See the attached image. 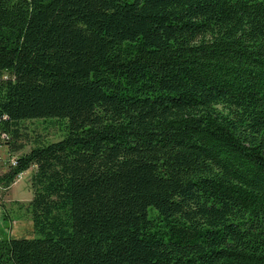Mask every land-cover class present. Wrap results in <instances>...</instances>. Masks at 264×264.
I'll return each instance as SVG.
<instances>
[{"label": "trees", "instance_id": "1", "mask_svg": "<svg viewBox=\"0 0 264 264\" xmlns=\"http://www.w3.org/2000/svg\"><path fill=\"white\" fill-rule=\"evenodd\" d=\"M2 134L0 264H264V0H0Z\"/></svg>", "mask_w": 264, "mask_h": 264}, {"label": "rangeland", "instance_id": "2", "mask_svg": "<svg viewBox=\"0 0 264 264\" xmlns=\"http://www.w3.org/2000/svg\"><path fill=\"white\" fill-rule=\"evenodd\" d=\"M31 128H36L44 132L46 141H56L63 137L60 125L53 123H45L43 121L27 122ZM48 126H47V125ZM47 126L46 132L42 130ZM29 146L25 149L27 150ZM0 155L5 159L7 157L6 150L0 148ZM5 169L4 164H0V170ZM33 167L20 173L15 181L8 188L1 187L0 184V237H33V225L30 222L25 211V206L32 197L30 188V176Z\"/></svg>", "mask_w": 264, "mask_h": 264}, {"label": "built area", "instance_id": "3", "mask_svg": "<svg viewBox=\"0 0 264 264\" xmlns=\"http://www.w3.org/2000/svg\"><path fill=\"white\" fill-rule=\"evenodd\" d=\"M4 137H5V135L2 134V136L0 138V143L3 141ZM0 148H3L2 144H0ZM6 154H7V157L5 159H3V157L0 155V164H4L5 165V169L0 170V175L2 173L6 172L7 169L10 166H14L15 165L16 158L18 157V154L8 152L7 150H6ZM0 200H1V196H0Z\"/></svg>", "mask_w": 264, "mask_h": 264}]
</instances>
